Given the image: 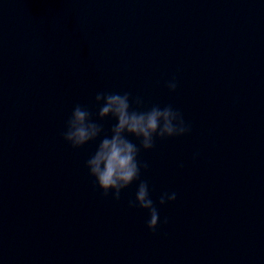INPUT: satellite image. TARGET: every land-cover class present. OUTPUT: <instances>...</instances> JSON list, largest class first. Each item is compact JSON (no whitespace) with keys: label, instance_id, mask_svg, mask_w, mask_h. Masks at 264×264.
Segmentation results:
<instances>
[{"label":"clouds","instance_id":"9594fccd","mask_svg":"<svg viewBox=\"0 0 264 264\" xmlns=\"http://www.w3.org/2000/svg\"><path fill=\"white\" fill-rule=\"evenodd\" d=\"M177 87L178 81L173 76L167 82V88L175 92ZM94 101L98 106L96 118L86 107L75 105L65 123L62 138L73 149L82 148L99 138L96 151L86 161L89 176L105 197L111 195L115 201L120 200L122 191L129 185L140 181L135 199L128 201V207L146 210L149 214L147 228L155 232L160 220L159 211L150 197L147 181L140 180L141 168L146 170L148 164H142L138 156L141 149H153L157 139L190 134L191 124L180 110L171 105H153L148 110H139L144 103L143 98L129 92H97ZM107 117L113 118L116 123L110 135H102L104 129L98 121ZM129 136L135 137L139 146ZM176 199V192H165L160 196L159 203L163 206Z\"/></svg>","mask_w":264,"mask_h":264}]
</instances>
